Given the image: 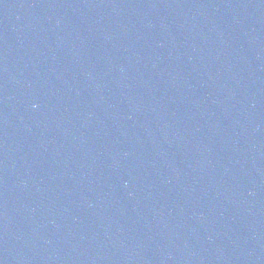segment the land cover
I'll list each match as a JSON object with an SVG mask.
<instances>
[{
	"label": "water",
	"instance_id": "obj_1",
	"mask_svg": "<svg viewBox=\"0 0 264 264\" xmlns=\"http://www.w3.org/2000/svg\"><path fill=\"white\" fill-rule=\"evenodd\" d=\"M0 264H264V0H0Z\"/></svg>",
	"mask_w": 264,
	"mask_h": 264
}]
</instances>
